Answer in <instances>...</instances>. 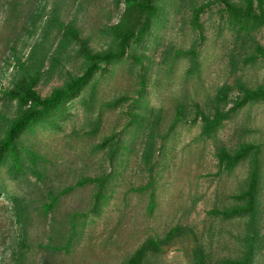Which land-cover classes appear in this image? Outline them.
I'll return each instance as SVG.
<instances>
[{
    "label": "rangeland",
    "instance_id": "374dc122",
    "mask_svg": "<svg viewBox=\"0 0 264 264\" xmlns=\"http://www.w3.org/2000/svg\"><path fill=\"white\" fill-rule=\"evenodd\" d=\"M226 1L264 9L154 0L143 37L0 153V264H264V99H244L264 89V25ZM144 18L124 0H0V141L38 107L28 86L67 87Z\"/></svg>",
    "mask_w": 264,
    "mask_h": 264
},
{
    "label": "trees",
    "instance_id": "16d2710c",
    "mask_svg": "<svg viewBox=\"0 0 264 264\" xmlns=\"http://www.w3.org/2000/svg\"><path fill=\"white\" fill-rule=\"evenodd\" d=\"M124 2L127 11L140 9L145 13V18L142 25L138 29L130 27L120 31L117 30L116 34L120 38L119 49L115 52H107L104 54H90L89 57L91 59H94L95 61L91 63V65L83 75L75 78L71 83L67 85V87L58 88L51 95L42 97L36 92L33 87L28 86L26 88L25 95L21 97L24 100H31L38 107L22 114L20 117L13 121L6 138L0 141V153H4L9 149L13 150L17 135L23 129L32 125V123L36 121L43 120L51 115H54L59 110L63 100L79 85H81V83L87 80L95 69L101 67V65L98 63L99 61L108 63L113 58L122 55L126 51L131 39H139L143 37V35L148 30L151 18L157 11V6L154 3V0H124ZM226 5L231 17L237 19V23L240 24L241 27L250 29L253 27L264 25V9L262 7V1L261 10L259 11H256L254 9L251 1H249L248 5L245 8L233 6L228 1H226ZM258 98L264 99V89L248 90L244 99L255 100ZM219 121L220 120L218 118H214L209 124L210 129H214L215 125L218 124ZM241 151L242 153L245 152V148H243ZM241 151H239L237 155L241 154Z\"/></svg>",
    "mask_w": 264,
    "mask_h": 264
}]
</instances>
